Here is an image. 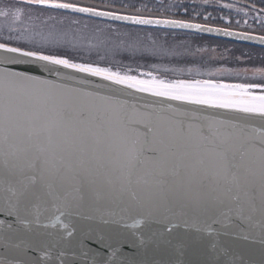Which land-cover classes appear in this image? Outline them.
Segmentation results:
<instances>
[{
    "label": "snow or ice",
    "instance_id": "1",
    "mask_svg": "<svg viewBox=\"0 0 264 264\" xmlns=\"http://www.w3.org/2000/svg\"><path fill=\"white\" fill-rule=\"evenodd\" d=\"M200 4L4 0L0 264H264V67L170 31L264 44V0Z\"/></svg>",
    "mask_w": 264,
    "mask_h": 264
},
{
    "label": "trees",
    "instance_id": "2",
    "mask_svg": "<svg viewBox=\"0 0 264 264\" xmlns=\"http://www.w3.org/2000/svg\"><path fill=\"white\" fill-rule=\"evenodd\" d=\"M13 3H18L19 0H12ZM70 2H79L80 4L84 6H91V5H97L100 6L107 2V0H70ZM174 3L181 5L179 8V11L183 13L184 6H188L190 9L193 7L199 8L201 7L200 0H195V3H193V0H173ZM225 3H233L235 0H223ZM251 2V0H249ZM4 0H0V6H3ZM241 5L244 3V0H240ZM151 6V5H150ZM119 7V5H117ZM207 8L208 12H212L215 16L217 13L213 11V8L216 7L214 5L210 6H203ZM229 10L224 9L223 12L227 13ZM69 15V14H68ZM73 18H78L76 16L71 15ZM82 20H87L86 18H81ZM97 22V21H96ZM198 22H203L198 21ZM102 23V22H97ZM106 24V23H104ZM223 26V25H221ZM238 30H244L243 28ZM183 34V33H182ZM179 39H191L196 42L197 45L201 46H211L216 47L217 45L220 46V51H223L225 47L232 49L233 54L236 57H241V54L243 53L244 56L241 57V60L239 63L229 62L227 64H224L225 67H233V68H258V67H264V63H261L262 60H264V49L247 46V45H241L236 44L232 42L222 41V40H216L214 38H208V37H202V36H195V35H181ZM250 56V60L246 59V57ZM220 66V65H216Z\"/></svg>",
    "mask_w": 264,
    "mask_h": 264
},
{
    "label": "water",
    "instance_id": "3",
    "mask_svg": "<svg viewBox=\"0 0 264 264\" xmlns=\"http://www.w3.org/2000/svg\"><path fill=\"white\" fill-rule=\"evenodd\" d=\"M68 12L72 13L71 10H68ZM72 14L88 17V14H83V13H72ZM93 19L104 21V22H109V23H114V24L125 25V26H128L130 24V22H127V21H113L110 18H93ZM170 31L185 32V33H190V34L206 36V37H210V38H217V39L235 42V43H239V44H246V45H250V46L264 48V44H262L258 40L257 41H245V40H242L238 37H226V36H223L222 34H218V33H198V32H195V30H187V29H175V30H170ZM29 67H35V66H21V69L29 68Z\"/></svg>",
    "mask_w": 264,
    "mask_h": 264
},
{
    "label": "rangeland",
    "instance_id": "4",
    "mask_svg": "<svg viewBox=\"0 0 264 264\" xmlns=\"http://www.w3.org/2000/svg\"><path fill=\"white\" fill-rule=\"evenodd\" d=\"M16 3V2H15ZM79 19H81L80 17H78ZM4 22H3V20L2 19H0V24H3ZM142 63H143V61H141ZM149 62H155V61H149ZM258 79V78H257Z\"/></svg>",
    "mask_w": 264,
    "mask_h": 264
},
{
    "label": "bare ground",
    "instance_id": "5",
    "mask_svg": "<svg viewBox=\"0 0 264 264\" xmlns=\"http://www.w3.org/2000/svg\"><path fill=\"white\" fill-rule=\"evenodd\" d=\"M216 40H221V39H217V38H215ZM222 41H226V40H222Z\"/></svg>",
    "mask_w": 264,
    "mask_h": 264
},
{
    "label": "flooded vegetation",
    "instance_id": "6",
    "mask_svg": "<svg viewBox=\"0 0 264 264\" xmlns=\"http://www.w3.org/2000/svg\"><path fill=\"white\" fill-rule=\"evenodd\" d=\"M259 68V67H258Z\"/></svg>",
    "mask_w": 264,
    "mask_h": 264
}]
</instances>
